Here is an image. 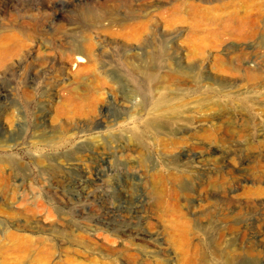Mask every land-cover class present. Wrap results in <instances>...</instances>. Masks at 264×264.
I'll return each instance as SVG.
<instances>
[{
  "label": "rangeland",
  "instance_id": "obj_1",
  "mask_svg": "<svg viewBox=\"0 0 264 264\" xmlns=\"http://www.w3.org/2000/svg\"><path fill=\"white\" fill-rule=\"evenodd\" d=\"M4 48L0 264H68L56 220L79 264H264V0H0Z\"/></svg>",
  "mask_w": 264,
  "mask_h": 264
},
{
  "label": "bare ground",
  "instance_id": "obj_2",
  "mask_svg": "<svg viewBox=\"0 0 264 264\" xmlns=\"http://www.w3.org/2000/svg\"><path fill=\"white\" fill-rule=\"evenodd\" d=\"M73 51L76 52V53H81V50H80V48H78V46H76V47L74 46ZM0 53H1V55H5L7 53V50L5 48L4 49H0ZM80 58L81 57H79V59H77L79 62L81 61ZM99 214H101V213H99ZM126 218H127V216H126ZM57 221L58 220H56V223L54 225H52L46 231V237L44 238V240L42 241V239L40 238V239H38V242L44 243V245L49 250H55V251L59 250V253H60V251L61 252H64L65 255H62V256H64V257L67 258L66 259V262L68 264H79L78 262H76L78 258H84L86 260L87 259L89 260L90 259V256L94 253V250L97 249L96 246L90 245V244L86 243L87 241H84L85 239L87 240L89 238V236L87 238H84V236H82V233L80 231H77V228H75V226L72 225L69 222L65 226H63V225H60V221H58V222ZM34 229H35V227H32V231H34ZM121 233H122V236L125 239H128L129 244L131 246H133V247H131V246H129V247L134 248L135 250H138V251L141 252V251L145 250L146 246H151V247L156 248V246L152 243L151 238H149L148 236H146V234H144L143 232H141L139 229H136V228H132V229L126 228V229H123L121 231ZM78 239H81V240H78ZM105 242H102V243H99V244H96L95 243V244L97 246L101 245L103 248H105V251H108L109 253L115 254L117 250L115 249L114 246H112V244L114 242H112L111 240L105 241ZM101 255H104L105 259H109V257H107L105 254H101ZM117 255L118 256H116V259H114L113 261H111V259H109L110 261H100V264H113L114 262L116 264L118 262L120 264H141V260L137 261L136 260V256L133 253H130V252H127L126 254H124V253L119 254L118 253ZM88 263H92V262H88Z\"/></svg>",
  "mask_w": 264,
  "mask_h": 264
}]
</instances>
